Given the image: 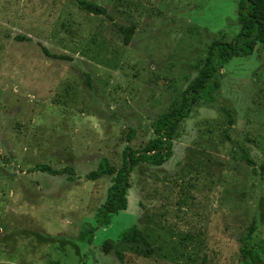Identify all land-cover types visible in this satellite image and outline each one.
<instances>
[{
	"label": "rangeland",
	"instance_id": "374dc122",
	"mask_svg": "<svg viewBox=\"0 0 264 264\" xmlns=\"http://www.w3.org/2000/svg\"><path fill=\"white\" fill-rule=\"evenodd\" d=\"M90 1L108 16L78 0H0V264H255L240 246L255 222L264 256L261 43L225 65L211 100L178 123L162 165L133 167L127 209L80 241L115 180L87 174L143 149L212 42L241 29L240 0ZM37 164L74 174L31 171ZM135 224L153 254L119 238Z\"/></svg>",
	"mask_w": 264,
	"mask_h": 264
},
{
	"label": "trees",
	"instance_id": "16d2710c",
	"mask_svg": "<svg viewBox=\"0 0 264 264\" xmlns=\"http://www.w3.org/2000/svg\"><path fill=\"white\" fill-rule=\"evenodd\" d=\"M82 9L88 12L108 16L106 7L90 0H78ZM240 32L230 42L214 40L210 46L208 58L204 67L198 72L196 79L182 92L178 105L172 110L161 113L155 124V137L141 150L127 149L124 153V163L121 167L110 164L107 158H102L96 170L87 174V178L95 180L105 175H114L115 180L108 189L107 199L99 207L96 215V226L88 233L80 236V241H87L93 237L95 229L106 226L111 222L112 215L127 209L129 190V175L133 167L141 162L162 165L172 155L173 138L178 123L187 118L192 106L201 99L211 100V94L219 88V77L225 65L234 57L251 55L258 43L264 45V0H240L239 3ZM134 27L122 28L125 43L132 39ZM18 40H28L27 36H18ZM49 54L48 50L43 47ZM243 159L254 165L246 152ZM31 171H42L50 174H74L72 167L54 169L48 164H37ZM257 224L253 222L241 237L240 253L244 259L252 263H264V256L253 245V234L257 231ZM119 238L126 243H142L150 254L154 253L150 241L138 225H133L120 233Z\"/></svg>",
	"mask_w": 264,
	"mask_h": 264
}]
</instances>
